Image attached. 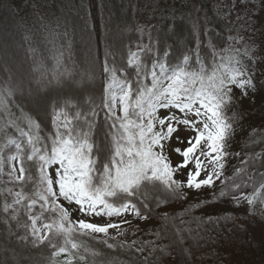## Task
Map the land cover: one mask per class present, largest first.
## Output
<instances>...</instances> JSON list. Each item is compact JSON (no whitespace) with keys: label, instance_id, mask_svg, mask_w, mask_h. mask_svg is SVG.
Listing matches in <instances>:
<instances>
[{"label":"snow or ice","instance_id":"obj_1","mask_svg":"<svg viewBox=\"0 0 264 264\" xmlns=\"http://www.w3.org/2000/svg\"><path fill=\"white\" fill-rule=\"evenodd\" d=\"M239 3L250 6V0ZM259 3L264 10V0ZM235 7L236 0H232L225 11ZM244 19L251 26L249 18ZM148 38V44L129 48L126 61L120 64L105 59L99 105L70 117L67 109L76 106L67 101L54 104L53 130L47 135L30 117L27 129L15 119L0 128L4 138L0 143V177L6 175L5 183L12 185L0 189V196L5 197L0 205L2 223L18 241L34 247L47 243L54 249L50 264H57L56 258L61 256V264H113L103 259V250L88 246L83 237L108 249L134 248L143 253L147 248L150 255L158 251L166 256L186 239L202 238L199 233L186 237L185 233L193 230L180 228L167 212L161 213V227L153 234L168 239L172 222L175 239L169 245L157 249L154 241H110L126 234L123 225L133 227L128 216L151 219L156 209L187 200L191 193L199 199L203 189L212 190L208 203L230 200L234 208L246 203L248 215H264V172L250 171L246 164L236 168L232 176L224 175L237 121L236 113L227 115L235 100L234 89L247 95L257 88L254 48L241 50L236 44L242 38L229 37L232 43L219 52L210 42V65L201 57L199 47L194 63L185 54L171 65L167 62L171 47L161 55L159 40H153L151 33ZM243 58L252 61L253 69ZM6 93L11 94L10 90ZM6 98L0 94V106L7 110ZM98 108L105 113L106 132L96 123ZM6 129H15L17 138ZM100 134L104 140L98 143ZM247 188L252 191H245ZM203 206L204 200L190 204L184 215ZM96 218L105 222L97 223ZM233 219L223 215L215 222ZM204 222L199 219L197 224ZM207 223H213L211 218ZM135 228L138 231L139 225ZM110 229H115L116 235ZM182 253L188 255L190 250L182 249Z\"/></svg>","mask_w":264,"mask_h":264},{"label":"trees","instance_id":"obj_2","mask_svg":"<svg viewBox=\"0 0 264 264\" xmlns=\"http://www.w3.org/2000/svg\"><path fill=\"white\" fill-rule=\"evenodd\" d=\"M231 3L232 0H2L1 7L19 27L20 49L26 58V71L21 68V72H27L26 78L34 80L35 94L40 93L49 99L41 109L30 106L26 102L30 95L25 98L18 93L23 89L17 87L11 75H6L10 72L0 61V94L7 96V110L0 106V128H6L15 119L27 129L30 117L39 122L43 134L47 135L53 130L51 113L54 104L63 105L67 101L76 106L67 109L70 117L77 111L86 112L99 105L105 84V59L109 62L114 59L117 64L126 61L129 48L135 50L138 44L149 43V33L153 40H159L161 55L167 46L171 47L167 58L169 64L175 65L185 54L190 55L194 63L199 47L201 57L210 65V42L218 52L232 43L229 37L240 36L249 25L245 17L249 18L251 25V15L259 0H250L249 7L240 4L225 11ZM140 29L144 30L143 33ZM79 39L90 41L85 45ZM236 46L241 48L240 44ZM255 68L256 105L247 108L235 97L233 106L227 111L228 116L236 113L237 121L234 136L229 141L230 155L225 161V176H232L236 168L246 164L250 171L264 172V67L256 63ZM83 72L87 73V81ZM6 90L11 94L7 95ZM97 112L96 123L106 132L105 113L99 108ZM6 130L17 138L15 129ZM3 139L0 135V143ZM96 139L98 143L103 141V134ZM7 179L6 175L0 177L3 181L0 189L12 187L5 183ZM259 182L257 176V186ZM245 191L250 192L252 188ZM211 192L199 199L205 201V206L193 207L188 215H184V210L190 204L199 203L198 199L188 198L156 209L153 218L148 219L154 223V228L149 232H133L125 241L126 244L132 240L154 241L157 249L169 245L175 239L172 222L168 226V239H158L153 234L161 227V213L167 212L180 228L193 230L185 233L186 237H196L199 233L202 238L186 239L183 245H176L174 251L169 249L166 256H161L158 251L150 255L147 248L143 253L134 248L108 249L94 239H81L88 246L103 250L106 254L103 259L111 260L113 264H146L145 258L147 264H161V261L163 264H264V243L254 242L239 224L237 208L230 200L208 203ZM4 199L0 196V205ZM223 215H231L234 219L216 223L217 217ZM2 217L3 213H0V264H50L54 249L47 243L34 247L31 243L18 241L9 235ZM209 218L213 223H207ZM199 219L205 222L198 226ZM181 220L190 223H181ZM257 220L264 225L262 215H257ZM182 249H189L190 254H183ZM56 259L57 264H61L64 257ZM76 264L80 262L76 261Z\"/></svg>","mask_w":264,"mask_h":264},{"label":"rangeland","instance_id":"obj_3","mask_svg":"<svg viewBox=\"0 0 264 264\" xmlns=\"http://www.w3.org/2000/svg\"><path fill=\"white\" fill-rule=\"evenodd\" d=\"M240 4L241 3H239V0H236V7H238ZM1 5L2 0H0V61L3 63L4 69L10 72L9 74L6 73V75H11L12 78L15 79V83H17V87L23 89L22 92L19 89L18 93H22V97L25 98H27L26 95H30L27 98L26 102L32 107L37 106L39 108H42L44 102H46V100H48L49 98L48 96L43 97L42 95H40V93L35 94L37 91L34 90V80L26 78L27 72H21V68L23 69V71H26V65H24V61H26V58L20 49L21 41L20 37L18 36L19 27L14 23L15 20H11L10 16L7 15ZM251 22V26H245L243 32L239 36L242 38L241 42L239 43L241 46L240 49L243 50L246 46L254 48V52L252 53V55L254 56L256 63L264 67V10H261L260 3L257 4V8L251 15ZM253 29H255V31H253ZM89 41L90 40L88 39H79V42H82L85 45H88ZM86 52H88V49L86 50ZM93 57L94 56H92L91 58L93 59ZM243 59L245 63L249 65V68L253 69L252 61L248 60L247 58ZM87 61L90 62L89 60ZM254 73H257V68H255V66ZM83 74L84 77H86L85 81H87V73L83 72ZM7 79L9 80V78ZM234 96L247 108H253L257 103L255 91L253 92L252 90H249L247 92V95H244L242 94L240 89H234ZM174 159L177 158L174 157ZM218 184L219 181H217V185ZM211 191V189H203L199 194V199H202ZM188 198L197 200V194L191 193ZM248 207L249 206L244 203L239 208H237L238 222L247 230L248 235L253 239L254 242L262 244L264 243V225H262L257 220V215H248ZM262 217L264 221V215H262ZM127 219L132 220L133 227L123 225V227L127 229V232L124 236H117L116 240H123L125 242L131 233L137 231L135 228L136 225H139L138 231L141 232H149L154 228V223L148 219L133 220L131 216H128ZM96 222L104 223L105 220L104 218H96ZM109 231L113 235H116L115 229H110Z\"/></svg>","mask_w":264,"mask_h":264}]
</instances>
